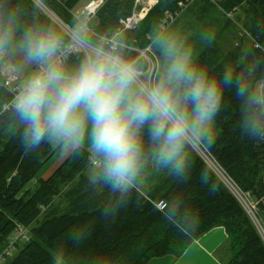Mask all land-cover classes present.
Listing matches in <instances>:
<instances>
[{"label":"trees","instance_id":"obj_1","mask_svg":"<svg viewBox=\"0 0 264 264\" xmlns=\"http://www.w3.org/2000/svg\"><path fill=\"white\" fill-rule=\"evenodd\" d=\"M134 1L104 0L89 21V35L119 30L132 48L144 49L157 31L166 33L170 21L162 27L163 20L170 13L174 23L179 2L185 0H156L133 28L121 31L119 21L131 14ZM84 4L9 0L21 28L57 25L40 5L72 27ZM215 4L222 9L223 21L194 59L210 77L222 80L228 71L231 80L222 85L215 116L218 133L203 153L253 204L259 228L198 152L182 175L163 169L162 178L151 187L136 185L123 196L90 180L94 168L84 147L70 152L48 176H37L57 147L45 143L23 149L22 125L12 108H3L11 96L0 74V252L17 224L28 233L2 264H146L168 254L174 260L214 226H223L226 233L223 264H264V136L248 126L251 121L264 127V0H215ZM230 28L250 38L247 48L241 49V35L233 33L234 49L223 52L219 41ZM80 55L73 52L67 63H77ZM2 61L1 56L0 66ZM7 127L11 134L5 139ZM159 200L165 202L163 209L155 205Z\"/></svg>","mask_w":264,"mask_h":264},{"label":"clouds","instance_id":"obj_2","mask_svg":"<svg viewBox=\"0 0 264 264\" xmlns=\"http://www.w3.org/2000/svg\"><path fill=\"white\" fill-rule=\"evenodd\" d=\"M90 13L62 25L21 28L9 0H0V56L19 54L32 66L11 108L22 128L25 151L45 143L82 146L90 153L93 183L121 196L136 186L145 166L182 175L190 158L214 140L222 85L194 59L175 33L157 31L153 44L159 66L146 78L145 64L124 33L89 35ZM80 52L77 63L69 55ZM264 136V127L248 122Z\"/></svg>","mask_w":264,"mask_h":264},{"label":"rangeland","instance_id":"obj_3","mask_svg":"<svg viewBox=\"0 0 264 264\" xmlns=\"http://www.w3.org/2000/svg\"><path fill=\"white\" fill-rule=\"evenodd\" d=\"M81 1L84 4L87 0H81ZM193 1L194 0H192L189 3H184V5H182V6H181V3H179V12H178V14H176V20L174 23H171L173 21V19H175V18L171 19L168 26L166 27V33L171 32V33L177 34L181 39H183L188 45H190L192 47L193 54L195 57L197 52L199 51V48L204 45L206 40L214 36L213 32L217 28L220 27V25L223 21V18L221 15L222 9L217 4H215V0H208L209 2H206V0H195L194 1L195 4L192 3ZM155 2H156V0H135L131 13H138L139 12L141 15H143L145 10H142V8H144L145 6H148L150 8ZM40 6L46 11L47 15L54 22L58 20V22L63 23L59 18H57L53 13H51L45 7H43L42 5H40ZM213 6H215V7H213ZM125 19L123 18V20H125ZM210 22H212L211 26H210ZM119 24L123 25L121 22ZM124 29H126V28H123V29L121 28V31ZM216 33H217V31H216ZM233 33H236L237 35H241V39H242L241 49L244 50L245 48L248 47V45L251 41L250 38H248L245 35H242L241 30L236 32V29L230 28L229 32L224 31L225 39L222 37L221 40L219 41V43L224 48L223 52H227L228 50L234 49L236 39L233 36ZM151 42L144 49H133L134 51H137L139 56L144 57L146 60V63H147V65L145 66L146 67L145 68L146 69V78H147V76H151L153 74V70L158 68V66H159V53H158V50L155 48L153 42L152 43ZM3 57L4 56H2V58ZM7 57H8L7 58L8 65L11 68L10 69L8 67L7 71L14 72L15 74L18 75L19 72H23L26 70V73H28L31 70L32 66L25 65L22 62V57L19 54L7 55ZM0 74H1V76L4 75V73H2L1 71H0ZM214 132L218 133V128L216 127V125L214 126ZM10 134H11V127H7V129L5 130V139H8ZM52 146H55V144H52ZM203 150H201V151L203 152ZM148 167H150V164H147L145 166L143 172L146 171V169ZM45 168H47V166ZM153 168L155 169V167H153ZM49 169L47 171H49ZM216 169H214V170H215L217 176L221 179L223 175L220 171H217ZM160 171L163 172L164 170L160 169ZM140 182L141 181L138 180L136 185H138L141 189H146L140 184ZM237 193H238L239 197L241 198L240 202L242 203L244 209L249 212L250 218L252 219L253 223L259 228V226H258L259 222H258V220H256L254 218V215H253L254 214L253 213V204H251L249 201L248 202L245 201L238 191H237ZM245 194L247 195V193H245ZM249 208H250V211H249ZM20 243L21 242H18V244H20ZM168 255L171 257V259H173L172 255H170V254H168ZM225 257L226 256H224L223 259H225ZM146 264H149V262ZM150 264H153V263H150Z\"/></svg>","mask_w":264,"mask_h":264},{"label":"crops","instance_id":"obj_4","mask_svg":"<svg viewBox=\"0 0 264 264\" xmlns=\"http://www.w3.org/2000/svg\"><path fill=\"white\" fill-rule=\"evenodd\" d=\"M7 58V55H4L0 66V71L4 74H7L9 72L7 71L8 67L10 68ZM26 74V70L18 73V79L21 83L23 82ZM55 146L57 147L56 151L37 173V176H48L62 162V160H64L69 155L70 152L66 150V145ZM84 148L87 150V152H89L86 147ZM46 166L47 168H45ZM48 169L49 171H47ZM162 173V171L158 172V169H154L150 164V167H148L146 171L141 174L138 180L141 181L140 184L144 188H149L155 182H157L159 178H162ZM225 239L226 233L224 227L214 226L199 236L197 239L193 240L183 251V253H181L176 259L173 260L169 255H163L154 257L148 262L149 264H223V258L226 256V252L223 247Z\"/></svg>","mask_w":264,"mask_h":264},{"label":"built area","instance_id":"obj_5","mask_svg":"<svg viewBox=\"0 0 264 264\" xmlns=\"http://www.w3.org/2000/svg\"><path fill=\"white\" fill-rule=\"evenodd\" d=\"M104 0H90L88 1L84 7L79 11V13L83 14L85 12L90 13L89 16V20L92 18V16L95 14V12L97 11V9L103 4ZM192 0H185L184 2H179L181 3V6L184 5V3H189ZM148 9V6H145L144 8H142V10H145L144 13L146 12V10ZM143 13V15H144ZM139 12L138 13H132L129 17H126L125 20L120 19L119 22H121L123 25V28H133L136 23L138 22V20H140L142 18V16ZM172 15L170 13H168L165 17V19L162 22V27L165 26V24L167 23V20L171 21L172 19ZM57 23V25H62L64 28H70L68 27L66 24L64 23H60L57 21H55ZM90 29V27H89ZM74 52H78V50L74 51ZM3 88L5 90H7V92L10 94L11 98L9 99V101L7 103H5L3 105L4 109L7 108H11V100L13 97V93L15 90L19 89L21 82L18 79V75L15 73H8L2 80L1 82ZM198 153L205 159V161H207L214 169H216L213 164L210 162V160L205 156V154L200 150L198 151ZM88 162L90 164H92L90 155L88 156ZM93 165V164H92ZM218 171V169H216ZM221 180L225 183V185L228 187V189L233 192V194L241 201V198L239 197L236 189L234 188V186L224 177L222 176ZM156 207H158L159 209H163L165 206V202L163 200H159L155 203ZM28 238V234H27V229L25 226H23L22 224H17L13 233L9 236L8 241L6 246L2 249V251L0 252V264H2L5 259L10 256L12 254V251L15 248V245L19 242V241H25Z\"/></svg>","mask_w":264,"mask_h":264},{"label":"water","instance_id":"obj_6","mask_svg":"<svg viewBox=\"0 0 264 264\" xmlns=\"http://www.w3.org/2000/svg\"><path fill=\"white\" fill-rule=\"evenodd\" d=\"M246 212L249 214V212L246 210ZM249 216H250V214H249Z\"/></svg>","mask_w":264,"mask_h":264},{"label":"bare ground","instance_id":"obj_7","mask_svg":"<svg viewBox=\"0 0 264 264\" xmlns=\"http://www.w3.org/2000/svg\"><path fill=\"white\" fill-rule=\"evenodd\" d=\"M44 10V9H43ZM243 201V200H242ZM249 211H250V208H249Z\"/></svg>","mask_w":264,"mask_h":264}]
</instances>
